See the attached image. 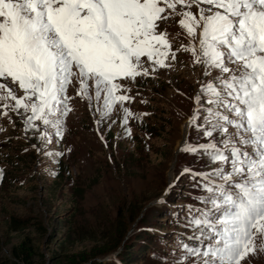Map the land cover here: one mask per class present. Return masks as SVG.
Here are the masks:
<instances>
[{
    "label": "snow or ice",
    "instance_id": "snow-or-ice-1",
    "mask_svg": "<svg viewBox=\"0 0 264 264\" xmlns=\"http://www.w3.org/2000/svg\"><path fill=\"white\" fill-rule=\"evenodd\" d=\"M173 17L190 40L181 49L211 78L201 82L189 125L222 137V147L210 140L182 150L230 166L194 174L212 207L191 223L208 243L183 247L203 264H242L264 235V0H0V116L15 113L25 131L41 122L60 135L73 77L77 95L91 100V82L110 115L133 99L121 81L148 77L176 59L181 49L173 51L160 29ZM123 112L127 125L132 114ZM41 137L48 140L46 132Z\"/></svg>",
    "mask_w": 264,
    "mask_h": 264
},
{
    "label": "rangeland",
    "instance_id": "rangeland-1",
    "mask_svg": "<svg viewBox=\"0 0 264 264\" xmlns=\"http://www.w3.org/2000/svg\"><path fill=\"white\" fill-rule=\"evenodd\" d=\"M178 19L160 25L173 51L190 44ZM193 60L181 49L175 60L166 61L170 67L134 82L121 81L133 99L116 104L108 116L103 114V98L95 99L92 83L89 100L77 95L80 83L73 77L67 89L72 110L61 117L60 135L41 122L25 131L15 113L0 116V260L203 264L201 257L187 256L183 247L208 243L200 227L191 223L212 207L204 202L210 195L201 186L205 182L194 174L230 166L182 150L186 143L210 140L222 147L220 135L208 138L189 125L201 82L211 79ZM123 108L132 114L127 125ZM203 114L197 123L203 122ZM42 132L48 134L47 141ZM15 221L21 226L16 228ZM255 243L256 254L242 264H264V235ZM152 250L158 253L155 258Z\"/></svg>",
    "mask_w": 264,
    "mask_h": 264
},
{
    "label": "trees",
    "instance_id": "trees-1",
    "mask_svg": "<svg viewBox=\"0 0 264 264\" xmlns=\"http://www.w3.org/2000/svg\"><path fill=\"white\" fill-rule=\"evenodd\" d=\"M63 174V172H62V170H60V175H62ZM15 220H19L18 218L17 219H15ZM15 223V227L17 228V227H19V226H21V223H20V221H15L14 222ZM163 239L164 240H166L167 241V238H165V237H163ZM141 250H143L142 248H140L139 249V251H141ZM139 251H137V252H139ZM138 254V253H137ZM18 255L20 256L21 255V253L20 252H18ZM27 255V254H26ZM156 256H158V253H157V251L156 250H152V257H156ZM25 259H28L27 257L25 258ZM0 264H24V263H19V262H17V261H10L9 259H1L0 260ZM82 264H114L113 262H102V261H100V260H94V259H89V260H87L85 263H82Z\"/></svg>",
    "mask_w": 264,
    "mask_h": 264
}]
</instances>
